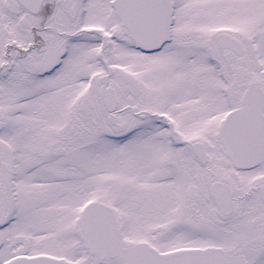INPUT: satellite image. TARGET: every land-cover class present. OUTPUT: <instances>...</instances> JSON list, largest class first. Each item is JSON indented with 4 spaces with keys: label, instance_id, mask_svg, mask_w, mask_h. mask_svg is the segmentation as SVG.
<instances>
[{
    "label": "snow or ice",
    "instance_id": "obj_1",
    "mask_svg": "<svg viewBox=\"0 0 264 264\" xmlns=\"http://www.w3.org/2000/svg\"><path fill=\"white\" fill-rule=\"evenodd\" d=\"M0 264H264V0H0Z\"/></svg>",
    "mask_w": 264,
    "mask_h": 264
}]
</instances>
